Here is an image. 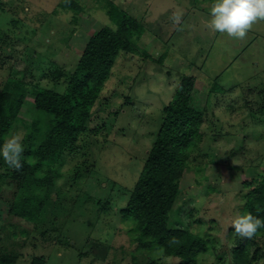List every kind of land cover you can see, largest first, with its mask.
Listing matches in <instances>:
<instances>
[{
	"label": "rangeland",
	"instance_id": "374dc122",
	"mask_svg": "<svg viewBox=\"0 0 264 264\" xmlns=\"http://www.w3.org/2000/svg\"><path fill=\"white\" fill-rule=\"evenodd\" d=\"M64 1L0 0V93L9 79L64 93L90 38L116 29L110 3L145 32L136 54L118 56L87 132L55 167L54 184L24 188L0 159V251L18 255L16 264H179L141 251L122 211L164 107L191 76L193 104L205 113L203 141L180 182L169 228L208 240L200 264H233V250L245 240L254 244L251 264H264V236L241 238L231 227L248 183L264 177V21L239 40L209 27L216 0H68L66 9ZM51 120L32 97L25 100L7 138L20 137L23 161Z\"/></svg>",
	"mask_w": 264,
	"mask_h": 264
},
{
	"label": "trees",
	"instance_id": "16d2710c",
	"mask_svg": "<svg viewBox=\"0 0 264 264\" xmlns=\"http://www.w3.org/2000/svg\"><path fill=\"white\" fill-rule=\"evenodd\" d=\"M70 5L66 0L62 8ZM107 14L116 29L104 27L90 38L64 93L34 88L17 79H9L0 93V144L12 133L28 97L34 99L39 112L52 117L44 139L29 152L23 169L14 172L15 180L24 188L34 187L37 182L44 188L54 184V169L64 155L74 152L77 141L87 132L92 110L118 56L136 54V40L143 36L144 26L114 3L109 4ZM195 83V77L185 76L174 99L164 107L156 139L122 211L124 218L135 224L131 233L141 251L153 250L178 258L179 264H200V257L210 250L203 236L169 228L171 212L181 195L180 182L191 156L203 141L205 113L193 104ZM248 187L242 214L250 212L264 218V177L248 183ZM43 205L44 199H41L40 206ZM21 234L27 235L28 231L23 230ZM262 236L264 230L255 237ZM173 238L179 243L170 244ZM253 247L249 240L241 242L233 250V264H251ZM17 258L18 255L0 251V264H16ZM34 264H45V261L38 259Z\"/></svg>",
	"mask_w": 264,
	"mask_h": 264
},
{
	"label": "clouds",
	"instance_id": "9594fccd",
	"mask_svg": "<svg viewBox=\"0 0 264 264\" xmlns=\"http://www.w3.org/2000/svg\"><path fill=\"white\" fill-rule=\"evenodd\" d=\"M210 17L211 30L243 40L253 25L264 21V0H216L210 10ZM23 153L24 145L18 135L0 144V159L16 171L24 167ZM231 227L235 230V236L252 239L264 230V218L250 212L239 214L233 219ZM176 243H179L176 238L170 241V244Z\"/></svg>",
	"mask_w": 264,
	"mask_h": 264
}]
</instances>
